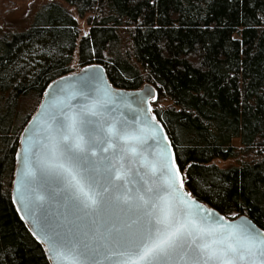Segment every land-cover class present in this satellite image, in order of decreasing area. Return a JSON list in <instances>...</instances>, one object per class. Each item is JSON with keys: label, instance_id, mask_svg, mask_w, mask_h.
<instances>
[{"label": "trees", "instance_id": "1", "mask_svg": "<svg viewBox=\"0 0 264 264\" xmlns=\"http://www.w3.org/2000/svg\"><path fill=\"white\" fill-rule=\"evenodd\" d=\"M74 59L119 89L152 84L184 187L264 230V0H49L27 28H0V264H52L13 183L23 129Z\"/></svg>", "mask_w": 264, "mask_h": 264}, {"label": "snow or ice", "instance_id": "2", "mask_svg": "<svg viewBox=\"0 0 264 264\" xmlns=\"http://www.w3.org/2000/svg\"><path fill=\"white\" fill-rule=\"evenodd\" d=\"M94 80L83 87L98 91ZM81 96L85 102L75 110L68 106L49 115L42 155L23 150L25 183L57 184L65 207L73 210L72 220L42 213L58 262L264 264V231L246 220L224 221L186 192L171 141L149 160L142 149L147 139L155 140L156 129L105 119L103 99ZM148 96L155 98L149 90L137 102ZM84 218L90 227L76 223Z\"/></svg>", "mask_w": 264, "mask_h": 264}, {"label": "water", "instance_id": "3", "mask_svg": "<svg viewBox=\"0 0 264 264\" xmlns=\"http://www.w3.org/2000/svg\"><path fill=\"white\" fill-rule=\"evenodd\" d=\"M92 77H96V80L91 82L98 91L83 87V82L85 80H91ZM149 90L156 98L157 89L152 84H145L141 88L135 90L116 88L110 83L104 66L101 64H91L85 66L78 72L65 75L52 81L46 88L43 99L37 110L23 129L20 148L17 154V165L13 183V199L20 215L28 224L34 236L36 238L39 237L38 240L45 246L47 255L52 264H67V262H58L55 253L50 250L48 235L43 228L45 218L42 213L46 212L48 218H59L62 214H67L68 219L72 220L74 219L72 215L73 210L70 207H65L66 198L62 195L57 184L52 182L45 183L40 179H35L31 185L25 183L23 150L28 148L37 155H42V146L46 142L45 137L47 135V129L52 123L49 119V115L59 108H64L65 111H68V106H71V108L75 110L77 106L85 102L83 96H81V92H83L85 95H91L93 99L97 96L103 99L109 109V111L104 113L105 119L113 117L116 121L126 119L128 124L132 127L138 128L144 125L156 129L155 140L147 139L142 149L145 157L151 160L165 144H168L170 139L164 126L152 111L151 100L155 98H153V96H148L145 102H137L143 101L144 94ZM41 105H43V107ZM153 117H155V119H153ZM164 137H166V139H164ZM29 138H31V140ZM169 151L175 154L172 143L169 145ZM160 179H162V177H160ZM184 190L189 192L185 187ZM39 196H43L44 200H39ZM195 199L205 207L214 210L216 216L223 217L224 221L240 224L242 221L246 220L251 223L257 231H264L247 215H241L231 219L221 214L215 208L201 202L197 198ZM76 223L82 228L91 226L87 218L76 221ZM101 264H107V262L101 258Z\"/></svg>", "mask_w": 264, "mask_h": 264}, {"label": "rangeland", "instance_id": "4", "mask_svg": "<svg viewBox=\"0 0 264 264\" xmlns=\"http://www.w3.org/2000/svg\"><path fill=\"white\" fill-rule=\"evenodd\" d=\"M48 1L49 0H0V28L15 30L27 28L36 11ZM79 24L81 31L88 30L84 18H79ZM73 67L75 72L81 70L77 65L76 59L73 61ZM234 144L239 145V141L234 140ZM247 158L249 157L241 156V158L217 159L216 163L221 167H228L236 165Z\"/></svg>", "mask_w": 264, "mask_h": 264}]
</instances>
